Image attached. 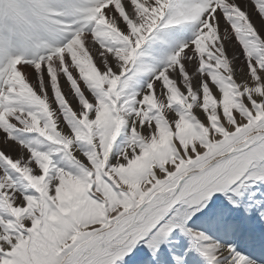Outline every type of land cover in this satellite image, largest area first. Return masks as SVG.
Here are the masks:
<instances>
[{
  "label": "snow or ice",
  "instance_id": "snow-or-ice-1",
  "mask_svg": "<svg viewBox=\"0 0 264 264\" xmlns=\"http://www.w3.org/2000/svg\"><path fill=\"white\" fill-rule=\"evenodd\" d=\"M118 261L264 264V0H0V264Z\"/></svg>",
  "mask_w": 264,
  "mask_h": 264
},
{
  "label": "rangeland",
  "instance_id": "rangeland-1",
  "mask_svg": "<svg viewBox=\"0 0 264 264\" xmlns=\"http://www.w3.org/2000/svg\"><path fill=\"white\" fill-rule=\"evenodd\" d=\"M228 51L229 55H231L233 49L229 47ZM258 211V209H252L251 216L253 219L251 221V226L249 229L255 235L257 241H259L262 235V225L260 224L258 219ZM247 215L248 214L245 213V216ZM232 242L236 243L238 249H240L242 252H247L249 255H253L257 252L256 245L242 235L234 236ZM117 264H120V262L118 261Z\"/></svg>",
  "mask_w": 264,
  "mask_h": 264
}]
</instances>
